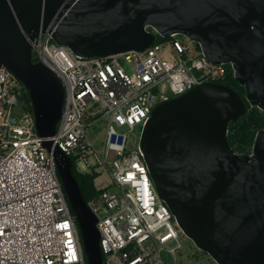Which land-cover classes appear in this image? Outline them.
<instances>
[{"label": "water", "instance_id": "water-1", "mask_svg": "<svg viewBox=\"0 0 264 264\" xmlns=\"http://www.w3.org/2000/svg\"><path fill=\"white\" fill-rule=\"evenodd\" d=\"M40 32L83 57L145 51L157 35H183L213 63L231 64L248 102L264 111V0H0V68L29 90L41 147L56 162L87 264H105L73 160L53 140L65 87L33 59ZM246 112L234 89L203 83L159 104L142 136L160 197L217 264H264V129L251 154L236 152L228 139L230 122Z\"/></svg>", "mask_w": 264, "mask_h": 264}, {"label": "built area", "instance_id": "built-area-1", "mask_svg": "<svg viewBox=\"0 0 264 264\" xmlns=\"http://www.w3.org/2000/svg\"><path fill=\"white\" fill-rule=\"evenodd\" d=\"M32 47L34 61L51 68L65 87L54 142L80 171L105 177L87 202L104 263L178 264L186 235L158 193L142 136L159 104L225 81L228 64L213 63L181 39L83 57L40 32ZM167 49L172 58L166 60ZM41 142L23 82L0 68V264H87L56 162Z\"/></svg>", "mask_w": 264, "mask_h": 264}, {"label": "trees", "instance_id": "trees-1", "mask_svg": "<svg viewBox=\"0 0 264 264\" xmlns=\"http://www.w3.org/2000/svg\"><path fill=\"white\" fill-rule=\"evenodd\" d=\"M175 39H180V36L163 37L161 35H157L155 43L169 42ZM196 49L198 51L201 50V48L198 47H196ZM227 69H228L227 79L221 83L231 87L236 92H238L247 104L246 114L241 116L237 121L230 122L228 139L230 145L236 152L242 154H251L253 152V147L258 132L264 129V111H262L259 107L252 106L248 102L246 89L235 78L231 64L227 65ZM23 87L27 100L30 104V109L34 111L29 90L25 87L24 84ZM73 172L80 183L83 195L87 202L99 194V191L96 188V183L101 175L100 173L96 171L82 172L79 170L76 163L74 164Z\"/></svg>", "mask_w": 264, "mask_h": 264}, {"label": "rangeland", "instance_id": "rangeland-1", "mask_svg": "<svg viewBox=\"0 0 264 264\" xmlns=\"http://www.w3.org/2000/svg\"><path fill=\"white\" fill-rule=\"evenodd\" d=\"M184 40V38H180ZM185 41V40H184ZM192 48L195 47L194 43L188 39L185 41ZM165 59H171L172 55L169 53V49L164 53ZM99 127L102 129L99 131L101 137L104 135L105 124L103 122L99 123ZM101 145V143H98ZM105 177H100L97 182H101ZM183 249L178 252V264H217L213 258L206 252L199 249L194 242L188 237H182ZM172 262V261H171Z\"/></svg>", "mask_w": 264, "mask_h": 264}, {"label": "flooded vegetation", "instance_id": "flooded-vegetation-1", "mask_svg": "<svg viewBox=\"0 0 264 264\" xmlns=\"http://www.w3.org/2000/svg\"><path fill=\"white\" fill-rule=\"evenodd\" d=\"M177 36H180V38H184V40L185 41H187L188 40V38L187 37H185V36H183V35H177ZM193 42V41H192Z\"/></svg>", "mask_w": 264, "mask_h": 264}]
</instances>
